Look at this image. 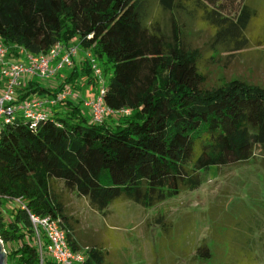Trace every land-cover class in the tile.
<instances>
[{"label":"trees","instance_id":"1","mask_svg":"<svg viewBox=\"0 0 264 264\" xmlns=\"http://www.w3.org/2000/svg\"><path fill=\"white\" fill-rule=\"evenodd\" d=\"M199 31L207 33L202 45L194 37ZM0 41L17 57L18 48L39 54L61 42L106 60L113 72L103 97L123 115L115 126L109 117L99 124L82 101L68 98L41 119L18 114L1 128L0 238L7 264H40L29 213L58 219L72 248L85 249L82 264H109L103 242L77 241L68 194L103 214L120 201L151 209L200 188L211 166L255 161L264 171V82L237 77L205 88L200 73L205 60L253 59L255 52L251 63L264 72V0H0ZM92 70L85 58L81 73ZM76 74L56 87L22 78L13 102L56 97L74 88ZM245 204L246 224L235 236L232 216L225 222L216 216L227 208L209 206L212 223L201 241H177L185 224L157 215L170 240L162 241L161 264H258L264 235L255 234V215L264 219V204Z\"/></svg>","mask_w":264,"mask_h":264},{"label":"rangeland","instance_id":"2","mask_svg":"<svg viewBox=\"0 0 264 264\" xmlns=\"http://www.w3.org/2000/svg\"><path fill=\"white\" fill-rule=\"evenodd\" d=\"M199 29L198 27L193 28L195 32ZM206 35V32H197L194 36L196 43L202 45L206 41ZM19 53L18 57L12 54L11 59L14 61L18 60L19 57L26 56L24 49H21ZM252 57L253 59H240L239 61L234 58H226L221 63L203 61L200 73L205 79L204 87L224 85L237 77L264 82L263 67L257 69V62L251 63L258 57L256 52L253 53ZM85 58L91 60V57L85 54L83 49L78 48L70 66L63 68L59 74L53 77L39 79L46 86L56 87L77 69L80 75L76 74L75 80L71 82L74 87L72 90L75 91L76 98L79 97L78 100L82 101V106L85 107L86 100L97 96L104 82L108 85L111 72H113L106 60L96 59V63L102 70L107 68L106 75L103 72V79L97 77L94 70L82 74ZM53 65L55 66V63ZM25 77L28 78V76H24L23 80ZM89 79H93V83H88ZM26 81L24 80V83ZM6 83L7 80L0 77V87L5 88ZM18 87H16V91ZM87 108L89 114V107ZM119 121H123L121 114L111 116L107 120L111 126H115ZM67 197V209L73 222L76 223L78 231L77 241L90 244L106 241L112 253L116 252L115 249L118 250L112 259L115 264H161L162 241L170 240H165L164 233L156 224L155 217L157 215H164L174 224L180 223V226L185 224L183 227L187 231H181L182 234H179L180 237L177 241H201L208 236V230L212 223V212L209 206L220 207L224 205V208H227L226 214L225 212L222 213L219 208L216 214L217 219L222 215L223 222H225L227 216H232L228 219L230 224L228 226L235 236V229H240L242 225L245 226L246 224L245 215L242 216V212H240L246 208L245 203L248 204V207L253 208L254 200L264 204V171L255 161L227 167L211 166L203 172V183L200 188L182 192L151 209L143 208L130 201H120L112 205L106 214H103L92 208L83 197L76 194H68ZM10 208L8 205V210L5 212L7 218L10 217ZM255 217L257 228L255 234L260 233L262 236L264 235L263 214L257 212ZM259 241L258 264H264V236L259 238ZM82 250L84 253L85 249ZM118 259H121L122 262L117 261Z\"/></svg>","mask_w":264,"mask_h":264},{"label":"built area","instance_id":"3","mask_svg":"<svg viewBox=\"0 0 264 264\" xmlns=\"http://www.w3.org/2000/svg\"><path fill=\"white\" fill-rule=\"evenodd\" d=\"M20 50L18 48V52ZM77 50L76 45L66 46L57 42L46 53L33 54L25 50V57H19L18 60L13 61L10 47L0 41V77L7 80L6 87H0V130L18 114L31 119H41L48 114L50 108L60 101L79 98H76L74 90L66 88L56 97H40L20 103L13 102L16 96V87L20 85L24 76H36L44 79L53 77L73 63ZM86 53L91 57L90 62L95 75L103 79V70L96 63L95 57L90 52ZM104 84L105 82L97 96H93L85 102V105L89 107L92 120L99 124L105 118L116 113L105 103ZM124 112L128 113V110ZM17 201L25 208L21 197ZM29 215L34 230V242L40 254V264H44L45 259H49L55 264H82L84 262L85 254L72 248L68 239V231L61 226L58 219L34 213H29Z\"/></svg>","mask_w":264,"mask_h":264},{"label":"crops","instance_id":"4","mask_svg":"<svg viewBox=\"0 0 264 264\" xmlns=\"http://www.w3.org/2000/svg\"><path fill=\"white\" fill-rule=\"evenodd\" d=\"M85 54H86V53H85ZM83 108H84L85 112L88 114V108H87L86 106L83 107ZM101 242L104 243L105 248H106V250L108 251V261H109L108 263H109V264H115V263L112 261V259L114 258L113 256L116 254V252H118V250L115 249L114 251H116V252H113V253H112V250L110 249V246L106 243V241H101ZM117 261L122 262L121 259H118Z\"/></svg>","mask_w":264,"mask_h":264},{"label":"water","instance_id":"5","mask_svg":"<svg viewBox=\"0 0 264 264\" xmlns=\"http://www.w3.org/2000/svg\"><path fill=\"white\" fill-rule=\"evenodd\" d=\"M0 264H7V252L4 243L0 239Z\"/></svg>","mask_w":264,"mask_h":264}]
</instances>
